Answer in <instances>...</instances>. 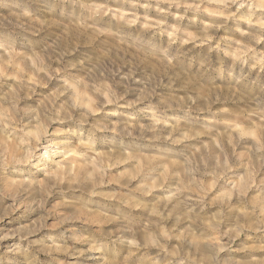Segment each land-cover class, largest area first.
Here are the masks:
<instances>
[{"label": "clouds", "instance_id": "clouds-1", "mask_svg": "<svg viewBox=\"0 0 264 264\" xmlns=\"http://www.w3.org/2000/svg\"><path fill=\"white\" fill-rule=\"evenodd\" d=\"M0 264H264V0H0Z\"/></svg>", "mask_w": 264, "mask_h": 264}]
</instances>
